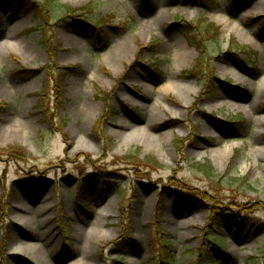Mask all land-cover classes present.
Segmentation results:
<instances>
[{
  "label": "rangeland",
  "instance_id": "374dc122",
  "mask_svg": "<svg viewBox=\"0 0 264 264\" xmlns=\"http://www.w3.org/2000/svg\"><path fill=\"white\" fill-rule=\"evenodd\" d=\"M28 1L0 0V264H264V0Z\"/></svg>",
  "mask_w": 264,
  "mask_h": 264
},
{
  "label": "trees",
  "instance_id": "16d2710c",
  "mask_svg": "<svg viewBox=\"0 0 264 264\" xmlns=\"http://www.w3.org/2000/svg\"><path fill=\"white\" fill-rule=\"evenodd\" d=\"M14 1L16 4L17 0H14ZM201 3H202L203 8H205L206 10H212L215 8L214 0H201ZM52 4H53V0H45L43 5H41V6L37 5L35 2H33L31 0L28 1L29 8L37 14V17L34 20H40L41 18H44V17H45V19H47L46 18L47 17L46 11L48 10L49 7L52 6ZM17 6H19V5H17ZM44 8H46V10ZM61 8L68 13L74 12L73 10H71L70 8L65 7V6H63ZM88 8H90V7L87 6L86 8H82L81 10H83V12H84V10H86ZM43 10H45V11H43ZM44 14H45V16H44ZM43 23H46V21H44ZM201 24H203V25H201ZM93 25H95V24H93ZM94 27H96V26H94ZM35 28H40V27H35ZM194 29H197V31L194 32L193 31ZM183 33H184L185 39L188 42V45L192 46L194 48V50L196 51L198 58H201L202 55L204 54V51H205V43L208 40H211L210 38L217 37L220 34V31H219L218 27H216L212 24L202 22V23L198 24L197 27H196V25L194 26V25L188 24V29L185 28ZM197 65H198V63H197ZM193 69L195 71H198V69H196L195 67H193ZM184 73H185V76H190L191 78H194V77L197 78L195 75L198 74V73H194L193 71H190V72L187 71ZM199 81H200V79H199ZM56 85H57V88H59V90H60V83H56ZM227 125H230V127H235L237 131L239 130L238 121L232 122V123L229 122V123H227ZM14 151H15V149H12L10 152L13 153ZM16 153L21 154L20 151H16ZM13 154H15V153H13ZM211 244L214 245V247L216 249L221 251V253H223V254L225 253L220 244L214 243V241L213 242L211 241ZM169 250L170 249L167 248V246H165L164 249L161 250V252L164 254V257H162V258H164V259H162L163 264H167V262L169 263L168 259H170V258H171V260L173 259V257L170 256L171 252ZM118 260L122 263V256L120 258H118ZM163 260H167V261H163ZM249 263L250 262H248L247 264H249ZM251 264H253V263H251ZM256 264H258V263H256Z\"/></svg>",
  "mask_w": 264,
  "mask_h": 264
},
{
  "label": "bare ground",
  "instance_id": "6f19581e",
  "mask_svg": "<svg viewBox=\"0 0 264 264\" xmlns=\"http://www.w3.org/2000/svg\"><path fill=\"white\" fill-rule=\"evenodd\" d=\"M213 19H215L216 22H218L220 24H222L225 21H227L226 20V16L224 14H220V13L215 14ZM229 29H231V28H228L226 25L224 26V30L225 31H227ZM21 42L23 43V41H21ZM4 45H5V47H9V48H11V50H14V44L13 43H9L8 40L5 41ZM119 47H123L124 49L131 51L130 44L127 41L125 43L121 42L120 45L117 48L114 49V51L118 50ZM184 53H185V51H184ZM112 54H113V51H112ZM112 54H111V57H112ZM263 83H264V78H263ZM178 89H180V87H178L177 83L174 81V82H169V85L165 86L161 91L163 93H168L170 91H174V92L179 91ZM182 89H183L184 93L188 94L189 96H191V94L194 92V88H192L189 84H186L185 86H183ZM123 96H124L125 100H127L128 102H132V100L129 97H127L125 95H123ZM179 99H181V98L179 97ZM184 104L187 105L188 101H184ZM170 113L173 114V115L177 114V112L175 110H171ZM140 133H142V132L139 131V130H132L130 132V135H136V134L139 135ZM151 136L153 137V139L156 138V136H154V135H151ZM78 149H81V148L79 147ZM227 150H230V148L226 147L224 150L220 149V153H223V154L225 153L226 154ZM259 152H263L264 153V147L259 149ZM227 155H228V153H227Z\"/></svg>",
  "mask_w": 264,
  "mask_h": 264
}]
</instances>
